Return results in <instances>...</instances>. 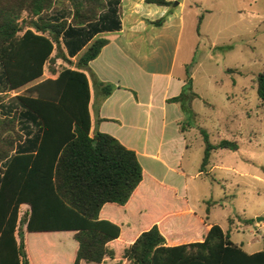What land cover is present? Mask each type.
I'll use <instances>...</instances> for the list:
<instances>
[{
    "label": "trees",
    "instance_id": "16d2710c",
    "mask_svg": "<svg viewBox=\"0 0 264 264\" xmlns=\"http://www.w3.org/2000/svg\"><path fill=\"white\" fill-rule=\"evenodd\" d=\"M144 2L173 6L167 0ZM120 4V0H0V94L28 87L26 94L14 97L16 110L9 108L12 114L0 117V264H32L30 250L40 259L49 250L51 259L53 251L63 250L52 246L58 242L67 246L69 241L76 243L72 264H264V245L249 254L218 225L202 234L201 224L188 227L181 243L168 245L157 225L141 231L145 222L137 232L122 227L121 234L119 225L100 219L104 206H125L143 181L133 151L109 135H90L91 90L85 71L108 42L94 37L120 30ZM202 21L200 15L198 36ZM164 22L163 17L149 24L161 27ZM84 47L72 62L70 58ZM58 61L69 67L48 68L56 78L42 80L46 65ZM92 78L101 91V103L115 87ZM192 83L186 70L181 94L169 101L178 103L187 116L193 114L192 102L198 98ZM254 83L264 107V71ZM200 134L204 175L213 151L238 147L227 140L211 144L205 130ZM140 217L144 219L136 218ZM52 233H69V241L27 243L29 235ZM137 233L132 243L126 241Z\"/></svg>",
    "mask_w": 264,
    "mask_h": 264
},
{
    "label": "crops",
    "instance_id": "0c3cea01",
    "mask_svg": "<svg viewBox=\"0 0 264 264\" xmlns=\"http://www.w3.org/2000/svg\"><path fill=\"white\" fill-rule=\"evenodd\" d=\"M120 3V30L94 37L108 42L85 71L91 90L90 135L96 132L109 135L133 151L143 181L125 206H104L100 219L119 225L122 234L123 229L132 231V223H138L136 217L143 216L144 221L149 218L141 231L157 225L167 244L176 245L182 242L180 236L188 227L201 224L202 234L214 225L207 221L211 205L202 210L193 195L195 182L203 174L201 165L193 172L187 161L190 141L184 121L188 116L178 103L169 102L181 94L186 70L192 78L197 45H189L186 52L182 50L185 28L182 9L186 0H180L174 8L146 4L144 0H120ZM163 17L161 27L149 24ZM85 48L70 60L75 62ZM47 72L42 80L56 78ZM92 76L115 87L101 103V91L95 87ZM193 92L196 93L194 89ZM197 96L195 100L200 98ZM139 233L129 235L126 241L132 243ZM251 244L247 247L251 248ZM52 248H63L52 252L54 264H72L76 247L58 242ZM255 252L258 251L247 253Z\"/></svg>",
    "mask_w": 264,
    "mask_h": 264
},
{
    "label": "rangeland",
    "instance_id": "374dc122",
    "mask_svg": "<svg viewBox=\"0 0 264 264\" xmlns=\"http://www.w3.org/2000/svg\"><path fill=\"white\" fill-rule=\"evenodd\" d=\"M179 1H173L171 8ZM182 10V50L197 45L191 73L193 89L200 97L193 103V114L184 121L190 141L187 161L193 172L201 165L204 145L200 129L207 132L211 144L227 140L238 147L236 151L218 149L211 153L206 173L196 180L193 195L202 210L210 203L209 223L229 231L231 240L246 252L260 251L264 220L257 219L264 218V107L257 97L254 79L264 71V0H186ZM200 15L203 21L198 36ZM52 67L61 70L69 66L58 61L55 66L46 65V73ZM27 88L0 94L1 117L16 110L14 97L26 94ZM22 125L18 124L21 131ZM248 220L253 222L247 224ZM144 223L140 217L130 228L137 232ZM68 235L32 234L27 243L39 239L67 241ZM69 242L76 246L74 241ZM248 243H252L251 248ZM50 255L49 250L44 259L32 250L29 254L33 264H54Z\"/></svg>",
    "mask_w": 264,
    "mask_h": 264
},
{
    "label": "water",
    "instance_id": "95a60500",
    "mask_svg": "<svg viewBox=\"0 0 264 264\" xmlns=\"http://www.w3.org/2000/svg\"><path fill=\"white\" fill-rule=\"evenodd\" d=\"M264 220V218H258L257 219V222H259V221H263Z\"/></svg>",
    "mask_w": 264,
    "mask_h": 264
}]
</instances>
